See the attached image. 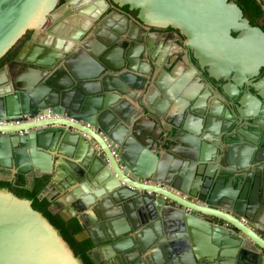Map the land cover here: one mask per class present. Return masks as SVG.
<instances>
[{"label":"water","instance_id":"1","mask_svg":"<svg viewBox=\"0 0 264 264\" xmlns=\"http://www.w3.org/2000/svg\"><path fill=\"white\" fill-rule=\"evenodd\" d=\"M108 1L0 0V60L33 37L17 50L14 68L0 70V181L23 176L31 190L49 177L40 197L64 220L77 219L75 239L92 241L96 264H264V164L252 162L264 161V135L230 138L208 128L204 101L186 89L188 71L170 81L142 63L138 69L128 42L104 27L127 19L114 13L95 25ZM113 2L151 27L180 30L213 74L252 75L264 66V32L235 0ZM125 60L127 69L113 73ZM151 79L156 86L138 105L169 119L173 138L165 146L156 141L159 128L136 120L129 100L136 103L138 85ZM49 111L75 121L1 124ZM230 139L237 143L224 151ZM52 183L70 216L55 210L46 193ZM0 264L80 263L31 200L0 189Z\"/></svg>","mask_w":264,"mask_h":264},{"label":"flooded vegetation","instance_id":"2","mask_svg":"<svg viewBox=\"0 0 264 264\" xmlns=\"http://www.w3.org/2000/svg\"><path fill=\"white\" fill-rule=\"evenodd\" d=\"M113 1H108L106 10L95 25L103 26V20H110L114 13L121 14L127 19L124 25L123 23L122 25L107 23L104 24V27L109 33L123 36L124 43L128 42L129 56H131L138 69H140L142 63L145 70L156 75V79L167 76L170 81L180 78L181 75L183 76L188 71L186 89L193 91L192 95L195 96L196 101H199L200 98L201 101H204L206 121L209 120L207 122L208 128L219 126L218 129L230 136V138L234 136L242 137L245 134L261 138L264 135V66L252 75H237L235 71L228 75L225 73L213 74L210 67L202 64L195 57V53L186 46L187 38L180 30L172 27H151L138 17V11L130 10L128 6L119 7ZM76 11L78 12V10ZM65 16L66 14H63L57 20H62ZM255 27L260 28L264 32V16L258 20V25ZM95 29L94 26L93 30L95 31ZM96 31L98 32V30ZM43 36L42 34V36L34 38V40L41 42ZM25 37V39L23 38L24 40L22 39L23 43L19 49L33 38L32 33H28ZM15 65L14 58H12L6 63L4 68L7 67L11 70ZM127 67L128 62L125 60L123 68L119 71L114 70L113 73L120 74ZM138 74L142 75L143 78L146 77L148 81L150 74L139 70ZM109 79H111V76H109ZM154 85L156 86V83L153 82V79L146 85L142 81L137 87L138 101L134 103L133 100H129L134 105L133 111L138 112L139 116L136 120L140 121L145 127H150V123H153L152 126L157 127L155 128L156 131L159 128L161 135L156 141L159 145L165 146L173 138L174 128L169 123V119L153 115L147 111H141L138 105L139 101L146 96L149 88ZM159 93L161 96L164 95L162 90ZM166 127H170L169 130ZM234 143L237 142L230 139L221 143V147L225 151V148L231 147ZM222 160V156L219 161L217 158H213L210 164L220 165ZM252 162L253 164H264V161L261 160L257 161V163L254 160ZM54 184L52 183L50 187ZM60 198L62 199V197H57L55 201H59ZM64 212L67 216H70L67 209Z\"/></svg>","mask_w":264,"mask_h":264},{"label":"trees","instance_id":"3","mask_svg":"<svg viewBox=\"0 0 264 264\" xmlns=\"http://www.w3.org/2000/svg\"><path fill=\"white\" fill-rule=\"evenodd\" d=\"M244 13V16L253 26L258 25V20L264 16V0H235ZM26 38V37H25ZM24 38V39H25ZM23 39V40H24ZM21 40L8 54L0 60V70L6 63L15 57L17 50L23 43ZM49 182V177L37 178L33 189L26 188L23 176H17L15 182L0 181V189L9 190L17 197L32 201V207L42 214L57 231L59 237L72 252L80 264H96L91 257V250L94 245L90 239L78 242L75 235L81 231L77 219L64 220L58 213H54L52 203L47 198H41L40 194Z\"/></svg>","mask_w":264,"mask_h":264},{"label":"built area","instance_id":"4","mask_svg":"<svg viewBox=\"0 0 264 264\" xmlns=\"http://www.w3.org/2000/svg\"><path fill=\"white\" fill-rule=\"evenodd\" d=\"M60 118H65L66 120L71 121V122H74L75 121L73 118L65 117V116L58 115V114H54L51 111H49L48 113L38 114L35 117L24 116L23 118H20V119L5 120V121L1 122V124L2 125H20V124H24V123L44 121V120H49V119H60ZM25 131H27V130H25ZM19 133H22V132H19ZM99 135L103 136L102 133H99ZM150 183L151 182H149V181H145L144 182L145 185H149ZM157 186L158 187H162L164 189L167 188L165 186H162L161 184H158ZM170 191L174 192L173 189H170ZM140 192H142V193L146 192V193H148L149 195H152V196L162 197L164 200L168 201L169 203H174V201L172 199H170L169 197L164 196V195H161L160 193H155L152 190H140ZM175 193L177 195L180 194L179 192H175Z\"/></svg>","mask_w":264,"mask_h":264},{"label":"crops","instance_id":"5","mask_svg":"<svg viewBox=\"0 0 264 264\" xmlns=\"http://www.w3.org/2000/svg\"><path fill=\"white\" fill-rule=\"evenodd\" d=\"M60 21V20H59ZM58 21H56L55 23H57ZM54 23V24H55ZM54 24H52V25H54ZM44 38V37H43ZM42 38V39H43ZM62 41H64L62 38H60ZM28 51V53H31L32 51H34L33 50V47H29L28 49H27ZM47 194H48V196L50 197V198H52L54 201H55V199L57 198V197H62V193L59 191V188L57 187V184H54L53 186H51L50 188H49V190H48V192H47ZM60 201H62L61 200V198H60V200L59 201H55L57 204L56 205H54V208H55V210H60V209H64L65 208V205L64 204H60ZM62 203V202H61ZM165 234V233H164ZM159 238V237H158ZM96 256L98 257V260H102L103 258H102V256H101V254L99 253V252H97L96 253ZM154 258H157V257H154ZM161 259L162 258H164L165 259V257L164 256H161L160 257ZM166 261H168L169 259L167 258V259H165Z\"/></svg>","mask_w":264,"mask_h":264}]
</instances>
